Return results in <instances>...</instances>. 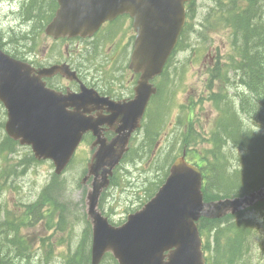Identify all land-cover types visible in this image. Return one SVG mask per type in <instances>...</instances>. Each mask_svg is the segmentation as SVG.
<instances>
[{
    "label": "water",
    "instance_id": "obj_1",
    "mask_svg": "<svg viewBox=\"0 0 264 264\" xmlns=\"http://www.w3.org/2000/svg\"><path fill=\"white\" fill-rule=\"evenodd\" d=\"M56 1L58 7L44 30L53 38L90 36L105 21L123 14L132 18L136 36L130 68L139 74L134 98L117 112L94 118L85 112L96 101L92 91L81 88L78 94L60 95L45 87L43 78L56 71L75 78L66 66L35 69L0 49L4 132L19 145L30 147L36 160L51 161L56 175L68 165L83 135L92 132L95 136L92 147L97 149L84 178L93 177L87 194L91 264H99L106 253L118 264H205L197 221L264 202V188L242 198L204 203L201 173L180 157L154 198L123 225L108 224L97 210L108 176L126 152L131 134L140 128L148 100L155 93L149 81L160 75L175 48L185 23V4L192 0ZM103 125L116 134L112 140L101 138Z\"/></svg>",
    "mask_w": 264,
    "mask_h": 264
},
{
    "label": "rangeland",
    "instance_id": "obj_2",
    "mask_svg": "<svg viewBox=\"0 0 264 264\" xmlns=\"http://www.w3.org/2000/svg\"><path fill=\"white\" fill-rule=\"evenodd\" d=\"M22 1L16 0V11L13 14L8 8L0 5V44L5 51L11 54L16 50L24 51L22 46L19 47L20 44H25L27 48L32 45V42L21 39V36H24L22 34L29 32V30L25 32L26 26L18 27L22 20L27 21L18 14V8L21 9L19 3ZM195 4L193 18L187 19L188 24L190 23L186 36L188 47L174 54L164 77L156 82L161 89V98L166 96L165 101L169 97L172 99V103L168 105L169 111L160 118L161 121H165L164 127L150 130L154 133V139L151 138V133L149 136L146 135L144 128L133 135L134 138L130 142V153L134 151L138 153L136 160L127 159L119 164L113 175V181L118 183V187L110 186L111 188H108L101 200V208L113 222L122 221L128 213L142 205L145 200L143 196L147 193L144 190L154 189L152 182L154 179L159 181L161 178L166 161L170 160L168 155H178V145L175 144L178 119L184 116L188 106L194 104V123L205 136H208L210 125L214 123L217 113L213 111L212 114L210 111L214 105L210 106V100L207 99L205 91V82H207L205 72L208 69L204 68V62L210 51L211 55L219 59V64L226 72V66L231 65L227 64V56L231 54L230 34L225 28H219L217 32H214L210 28L201 27L211 4L209 0H196ZM125 30L131 36V30L128 28ZM34 31L38 34L29 51L35 54L37 59L42 60L45 51V35L43 30ZM215 84L217 86L218 82L215 81ZM234 85V82H225V85L220 83L221 88H226V95L230 96L229 110L238 112L240 96L247 95V91L241 87L237 91ZM153 117L158 118L157 115ZM5 120L6 113L0 103V123H3V126H0V141L3 136H6L3 129ZM255 121L258 120L255 119ZM259 127L260 124H257V128ZM90 142L91 140L87 139L79 146L70 165L61 175L57 176V182L62 185L51 194V201L56 209L49 217L54 223L50 229L46 221L32 222L25 226L19 223L21 219L27 217L24 214L27 211L25 205H31L50 182L54 174L52 163L49 161H38L34 164L23 162L32 155L30 148L24 146H18L16 152L9 155L6 161L0 159V173L2 171L5 173L0 179V185H4L0 190V213L3 215L9 212L8 218L17 223L18 236L27 240L31 250L30 261L14 258L11 264H35L41 250L45 251L46 264H64L65 259L75 252L87 229L86 195L90 190V180L84 184L81 181L86 174L84 171L93 153L89 147ZM201 143L205 144L202 141ZM202 144L197 148H200ZM228 149L233 150L237 155L240 153V150L232 145L226 147L227 151ZM228 153L230 155V152H227V155ZM194 158L195 156L190 155L189 159ZM227 158L230 157L227 156ZM230 164V169L235 170L236 157L231 159ZM37 212L38 217L42 215L40 210ZM243 217L252 221L255 234L249 238V249L240 264H264V216L262 213L248 211ZM56 223L60 224L61 230ZM42 239L45 240L44 243ZM43 244L45 249L41 248ZM101 264L113 263L107 258Z\"/></svg>",
    "mask_w": 264,
    "mask_h": 264
},
{
    "label": "trees",
    "instance_id": "obj_3",
    "mask_svg": "<svg viewBox=\"0 0 264 264\" xmlns=\"http://www.w3.org/2000/svg\"><path fill=\"white\" fill-rule=\"evenodd\" d=\"M209 2L211 5L203 18L204 23L200 26L205 29L210 28L214 32H217L219 28L228 29L231 54L227 56V62L231 64L234 71L240 70V84L247 91V95L240 97L239 112L249 117L251 114L255 115L258 124L263 127L254 131L243 126L241 122L233 126L224 125L222 128L213 130L210 136L206 137L192 124L194 104L188 106L184 116L178 119L180 129H177L178 138L175 144L178 145L179 154L184 151L188 155L191 153L189 150L191 148L196 150L194 161L203 170L202 191L205 201H215L226 197L243 196L264 187V0H209ZM195 6V1L188 4L187 18H193ZM27 9L28 12L21 17L32 22L33 27L41 31L53 16L56 1L31 0L27 4ZM188 27L190 23L187 22L167 66L177 51L188 47L186 42ZM37 34L38 32L33 30L22 34L24 36H21V39L32 42L30 45L32 47ZM20 46L25 47V44H20ZM31 47L27 49L30 50ZM11 56L19 57V54L14 51ZM165 73L166 70L163 75ZM160 96H162L161 89L158 98ZM162 100H165V97H162ZM215 103L218 108V102ZM168 104L169 101H163L162 108L158 112L146 113L143 128L146 135L149 136L151 133L152 139H154V133L150 130L164 127L165 121H161L160 118L167 112L165 105ZM222 109L223 107L219 110L222 112ZM227 109L228 106H226ZM155 115L158 116L157 119L153 117ZM231 120L234 121L235 118ZM0 126L2 127L3 123H0ZM201 141L205 144L203 145ZM229 141L233 143L232 147L240 150L238 155L231 149L226 150ZM201 144L202 146L197 148ZM17 147V142L3 136L0 141V159L6 161L9 155L16 152ZM227 152H230V155L229 153L227 155ZM168 157L170 160L166 161L167 169L175 156L168 155ZM233 157H236L237 167L232 171L230 162ZM23 162L38 163L33 155ZM163 173L165 175L166 171ZM4 175L2 171L0 179ZM57 179V176L53 174L50 182L42 189L36 200L31 205H25L27 211L24 214L27 217L20 220L21 226L46 221L49 229L53 227L54 223L49 217L56 208L51 201V194L62 185L57 182ZM3 187L4 185H0V190ZM151 195L152 192L148 196ZM38 210L44 217L42 215L38 217ZM247 211L262 213L264 216V202H257ZM243 213L238 216L227 215L222 219L201 218L199 220L198 229L203 251L206 254V264H239L244 259L249 249V238L254 236L255 231L252 221L244 218ZM8 215L9 212L3 215L0 213V264H11L14 258L30 261L31 250L27 240L18 236L17 223L10 220ZM86 224L85 235L81 238L75 252L65 259L64 264H89L91 231L87 221ZM56 226L61 230L59 223H56ZM42 242L44 243L45 240L42 239ZM41 248L45 249L44 244ZM107 258L113 264H117L110 254H107L103 261ZM46 263L45 251L41 250L35 264Z\"/></svg>",
    "mask_w": 264,
    "mask_h": 264
},
{
    "label": "flooded vegetation",
    "instance_id": "obj_4",
    "mask_svg": "<svg viewBox=\"0 0 264 264\" xmlns=\"http://www.w3.org/2000/svg\"><path fill=\"white\" fill-rule=\"evenodd\" d=\"M30 1L23 0L19 3V6L21 5V9L18 8L20 16L28 12L27 3ZM15 2V0H6L1 5L3 8H8L9 12L13 14L16 11ZM46 25L47 23L45 27ZM22 26H26L25 32L27 30L29 32L38 30V28L33 27L30 21L22 20L18 27L21 28ZM125 28L131 30V36ZM134 39L135 33L132 28V21L124 15L103 23L95 33L85 38H53L45 34V51L42 60L37 59L35 54L26 50V48L21 52L18 59L28 63L35 69L66 66L67 70L74 73L75 78L68 79L61 71H56L43 78L45 87L60 95L78 94L82 91L81 88L92 91V96L96 98V101L91 100L92 103L86 106L85 112L94 118L105 117L112 112H117L124 104L129 103L134 98V89L139 79V74L130 69ZM204 68L208 69L205 72L207 76L205 91L208 99L211 91L215 93L216 90L221 88L220 83L225 85V82H234V88L237 91L241 87L240 70L234 71L230 67L227 69L225 76L223 67L219 64V59L212 56L210 51L207 53ZM157 80L159 79L155 78L150 82L157 90L147 106L149 108L147 111L150 112L158 111V106L154 103L151 104L159 93V88L155 83ZM215 81L218 82L217 86ZM213 86H216V88L212 89ZM228 97L230 96L228 95ZM225 99L224 96H221L220 101L225 102ZM210 111L213 114L212 107ZM219 114L216 116H219ZM226 114L229 118H232L231 110L228 109ZM251 124L256 125V122L251 121ZM101 128V138L110 141L115 137L116 134L106 125ZM86 136L88 139L94 140L91 133H87ZM126 153L131 155L129 149Z\"/></svg>",
    "mask_w": 264,
    "mask_h": 264
}]
</instances>
